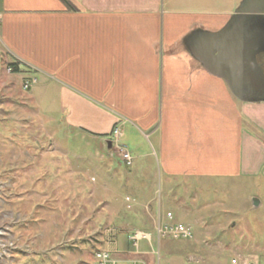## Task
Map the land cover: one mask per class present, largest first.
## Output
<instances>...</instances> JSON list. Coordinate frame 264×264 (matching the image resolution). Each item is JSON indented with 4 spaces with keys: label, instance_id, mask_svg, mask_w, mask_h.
I'll list each match as a JSON object with an SVG mask.
<instances>
[{
    "label": "crops",
    "instance_id": "crops-1",
    "mask_svg": "<svg viewBox=\"0 0 264 264\" xmlns=\"http://www.w3.org/2000/svg\"><path fill=\"white\" fill-rule=\"evenodd\" d=\"M243 1L0 0V41L9 63L19 66L0 79V119L9 126L39 121L38 129L56 136L95 137L99 152L108 151L96 154L101 174L107 164L116 171L107 140L119 127L114 148L125 147L133 164L143 160L147 173L155 166L170 179L264 176V100H240L194 49L206 46L201 32L220 31ZM31 76L38 83L24 91L21 79ZM14 162L10 154L0 161L9 168ZM101 188L104 201L110 192ZM137 197L147 208L115 219L107 249L121 264H158L155 243L160 250L163 240H172L156 234L163 206L151 205L144 191ZM110 214L118 217L120 209ZM134 230L152 238L141 240L137 251L129 239Z\"/></svg>",
    "mask_w": 264,
    "mask_h": 264
},
{
    "label": "rangeland",
    "instance_id": "rangeland-1",
    "mask_svg": "<svg viewBox=\"0 0 264 264\" xmlns=\"http://www.w3.org/2000/svg\"><path fill=\"white\" fill-rule=\"evenodd\" d=\"M9 67L0 41V79L15 73ZM38 126L25 118L10 126L0 119V161L9 154L15 161L11 168L0 163V244L7 245H0V264H93L96 250L111 248L115 219L147 208L137 197L143 191L151 205L160 201L162 213L173 212L194 233L187 241L163 240L158 264H231L238 255L264 262V176L170 179L155 166L147 173L143 160L125 168L114 143L115 175L109 164L101 174L96 159L108 151L99 152L95 137L56 136ZM117 168L126 181L120 182ZM101 184L110 192L104 201ZM113 208L120 216L110 214Z\"/></svg>",
    "mask_w": 264,
    "mask_h": 264
},
{
    "label": "water",
    "instance_id": "water-1",
    "mask_svg": "<svg viewBox=\"0 0 264 264\" xmlns=\"http://www.w3.org/2000/svg\"><path fill=\"white\" fill-rule=\"evenodd\" d=\"M201 34L207 39L206 46L194 49L204 66L224 78L240 100H264L253 93L251 83L252 74L264 78L257 61V55L264 51V0H244L220 31ZM107 144L109 149L113 147L112 140H107Z\"/></svg>",
    "mask_w": 264,
    "mask_h": 264
},
{
    "label": "built area",
    "instance_id": "built-area-1",
    "mask_svg": "<svg viewBox=\"0 0 264 264\" xmlns=\"http://www.w3.org/2000/svg\"><path fill=\"white\" fill-rule=\"evenodd\" d=\"M12 66L9 67V71H12ZM38 83V78L36 76L27 77L26 81L23 83L22 89L24 91H28ZM113 143L117 144V138L119 135V127H116L113 130ZM117 148L119 156L121 160L124 162L126 166H130L133 164V156L131 153L122 146H115ZM126 200L128 202H131L130 197H127ZM130 207V205H129ZM156 234L158 237V240L164 238H169L172 240H191L194 238L193 230L190 226L183 224L181 222H178L175 220V216L173 212L168 211L165 214L162 213V209L158 208L157 211V218H156ZM129 239L132 242V245L137 251L140 246V241L143 239L151 240V233H147L142 230H134L129 234ZM2 246H7L5 243L0 244ZM157 255V260L159 259V249L155 253ZM94 264H121L120 261L114 256L113 252L109 249H103L99 248L94 252ZM231 264H264V262L260 260H256L254 258L245 257V256H236L232 259H230ZM131 264H149L148 262L141 260V259H135L132 261Z\"/></svg>",
    "mask_w": 264,
    "mask_h": 264
},
{
    "label": "flooded vegetation",
    "instance_id": "flooded-vegetation-1",
    "mask_svg": "<svg viewBox=\"0 0 264 264\" xmlns=\"http://www.w3.org/2000/svg\"><path fill=\"white\" fill-rule=\"evenodd\" d=\"M252 46L247 49L248 52H250ZM262 48H264V45H262ZM257 61L260 64L261 68L264 71V51L260 52L257 55ZM253 75V74H252ZM251 75V83L254 87V91L253 93L257 94V95H261L264 97V78L260 77V76H256V75Z\"/></svg>",
    "mask_w": 264,
    "mask_h": 264
},
{
    "label": "trees",
    "instance_id": "trees-1",
    "mask_svg": "<svg viewBox=\"0 0 264 264\" xmlns=\"http://www.w3.org/2000/svg\"><path fill=\"white\" fill-rule=\"evenodd\" d=\"M9 65L12 66L14 72L19 71V66H18L17 62H10ZM255 132L259 133L258 130H255ZM259 135L264 140V136L261 133H259ZM141 218L143 220H147V215H143V216H141Z\"/></svg>",
    "mask_w": 264,
    "mask_h": 264
}]
</instances>
